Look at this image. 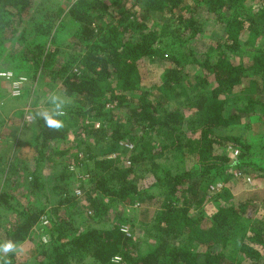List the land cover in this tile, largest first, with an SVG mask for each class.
<instances>
[{"label": "trees", "instance_id": "obj_1", "mask_svg": "<svg viewBox=\"0 0 264 264\" xmlns=\"http://www.w3.org/2000/svg\"><path fill=\"white\" fill-rule=\"evenodd\" d=\"M36 1L0 0V33L8 34L0 35V52L7 40H15L20 48L13 59L24 60L35 78L48 76L77 100L56 118L68 117L86 134L68 148L53 147L67 139L69 129H49L33 111L38 156L26 187L36 195L43 191L42 171L51 161L59 205L79 207L77 187L91 209L88 215L78 211L86 220L77 227L67 217L71 214L54 215L59 207H23L8 240L18 245L30 234H46L37 264H264V228L249 225V201L221 203L213 193L217 209L210 216L201 210L219 181L264 171L263 148L258 157L244 137L219 134L258 112L264 130V0H71L55 32L57 23L47 29L40 19L28 29L24 18L39 9ZM63 13L62 7L57 19ZM17 19L22 22L18 37ZM210 24L221 28V36L196 50ZM146 60L166 63L162 87L170 92L182 87L184 70L192 68L185 106L191 117L180 105L166 109L144 87L139 69ZM245 81V94L238 93ZM33 99L37 106L40 96ZM227 148L238 156L232 159ZM113 154L116 158L109 157ZM123 155L127 166L121 164ZM188 156L192 162L186 165ZM69 157L74 167L66 162ZM147 174L151 180L141 186ZM137 204L146 213L149 205L157 206L153 225H147L149 240L136 241L122 231L123 225L137 223L124 210ZM0 207L15 210L4 189ZM10 257L16 264L14 254Z\"/></svg>", "mask_w": 264, "mask_h": 264}, {"label": "rangeland", "instance_id": "obj_2", "mask_svg": "<svg viewBox=\"0 0 264 264\" xmlns=\"http://www.w3.org/2000/svg\"><path fill=\"white\" fill-rule=\"evenodd\" d=\"M36 2L37 5H39V9L31 15L35 20L31 19V16L24 18V21H27L28 29L32 30L33 24L40 19L45 21L47 29L55 26L57 23L53 28V32H55V30L60 27L58 23L62 21L67 13L71 0H37ZM62 7L64 9L63 16L57 19L56 13ZM135 10L141 11L138 6L135 7ZM66 22H68V20H66ZM21 27L22 22L17 19L13 26V31L16 32L17 37L22 31ZM68 31H71V29H68ZM37 32L38 31H36V33ZM221 34L222 30L219 26L210 24L206 32V38L197 45L196 50H202L204 45L207 46L210 42L217 40ZM0 35H2V37H7L8 34L0 33ZM67 39H70V37L66 38V40ZM15 44V40H7L2 52H0V107H2L0 108V165L2 166V173L0 174V191L4 189L8 192L9 202L15 208L14 211L8 212L4 210L3 207H0V244L9 241L8 232L20 221V216L16 211L23 207H37L38 205L44 206L47 209L59 207L57 211L59 213L57 214V212H55L54 215L66 218L67 215L71 214V216L67 217H69L71 221H74L77 227L86 220L84 214L82 212L78 213V211H84V213L88 215V211L91 209L90 202L84 196L85 191L77 187L74 189L78 197L79 207L69 209L66 204L59 205V199L54 195V186H56L57 183L54 176L56 167L51 161L46 162L42 171L46 179V181L44 180L43 191L36 195L32 193L31 188L27 189L28 187H26L31 181L29 172L35 166L34 159L38 156L35 141V131L37 128L35 127L34 116L32 115L33 111H59L61 109L56 108L57 103L61 104L62 107L66 105L70 106L75 103L76 99L72 96H68L64 92L61 84H54L48 76L41 77L40 74H38V77L35 78L32 66L30 64L26 66L24 60L19 58L13 59V55H15L20 48H16ZM14 66H16L15 70L12 68ZM22 68L28 70V73L22 70ZM165 69V62L144 61L139 69L144 87L159 97L164 103V106L166 105V109L173 110L180 105L185 116L187 118L191 117L192 111L185 108L190 100L188 99L189 95L186 90L188 87L187 79L193 77L195 72L188 66L184 70L185 81H183L182 87L170 92L164 90L162 87V77ZM7 72H12L14 79L18 77H26L28 79L27 82L22 85L21 95L19 97L13 96L12 80H8L6 77L2 76L3 73ZM39 77L41 78L39 79ZM247 86L248 83L245 81L236 91L245 94ZM36 95L40 96V102L37 106H33V97ZM53 96H57L59 99L53 102L51 99ZM2 104L4 105L2 106ZM48 105L54 109L48 108ZM260 116V112L250 119L243 116V118L237 121L236 125L231 129H220L219 134H236L244 137L248 142L253 143L254 154L258 157H263L260 150H262V148L264 149V143L262 144V141L264 142V130L262 128L263 123ZM63 123L64 126L69 129L67 139L63 142L55 143L52 146L65 149L68 148L72 142L77 140L78 135L84 138L86 132L81 128L75 130L72 122H68V117H66V120H63ZM246 124H251L252 128H246ZM128 146L132 147L131 145ZM227 151L232 159H235L239 154L237 150L234 151L231 148H227ZM235 152L238 154L236 155ZM49 153H51V150H49L48 154ZM123 156L121 164L123 166L129 165L127 164V158L125 155ZM109 157L116 158L114 154ZM66 162L72 164V167H74L72 157L67 158ZM191 162L192 160L188 156L186 165L191 164ZM149 179L151 180V175L147 174L140 179V185L143 186L144 183H148ZM210 193V197L208 194L207 200L201 207L205 215L210 216L212 212L217 209L219 202L215 200L216 197L211 198L213 193H217L216 196H221V203H224L228 199L236 202L249 201L250 206L248 214L253 217L249 225L252 228H264V171L255 170L250 172L249 175L246 174L241 177L235 174L228 183L219 181L217 185L212 187ZM149 207L150 213H146L145 210L147 208L139 206L138 204L133 208L124 209L132 215L133 219H137V223L133 227L131 225L122 226V228L127 229L128 235L133 236L136 241H138L139 238L147 240L151 238V230L147 225H150V223L153 225L152 217L157 206L149 205ZM111 219H114V217H111ZM43 223L45 225L49 224L47 219H44ZM105 228L109 230L112 228V225L108 224ZM39 234L38 236L30 234L23 242L17 245L18 250L14 254L16 264H37L41 246L47 243V235L40 232ZM117 259L118 258H115L114 260ZM0 260L2 259L0 258Z\"/></svg>", "mask_w": 264, "mask_h": 264}, {"label": "clouds", "instance_id": "obj_3", "mask_svg": "<svg viewBox=\"0 0 264 264\" xmlns=\"http://www.w3.org/2000/svg\"><path fill=\"white\" fill-rule=\"evenodd\" d=\"M51 99L53 102H56L59 99V97L53 96ZM56 108L62 109V105L57 103ZM36 115L41 116L44 119L45 124L49 129L58 131L64 126L63 121L56 118L57 115H63L62 110L55 114L49 113L47 110H45L43 112L36 113ZM17 250H18L17 244L11 240L0 244V258L3 259V264H12L10 254H15Z\"/></svg>", "mask_w": 264, "mask_h": 264}, {"label": "built area", "instance_id": "obj_4", "mask_svg": "<svg viewBox=\"0 0 264 264\" xmlns=\"http://www.w3.org/2000/svg\"><path fill=\"white\" fill-rule=\"evenodd\" d=\"M2 76L6 77L8 80H12L13 96L19 97L21 95L22 85L25 84V82H27L28 79L26 77H18L17 79H14V75L12 72L3 73ZM95 126L96 128H99L100 124L97 123ZM235 154L237 155L238 153L235 152ZM127 164H129V162ZM237 176L241 177L243 176V174L239 172ZM122 231L128 235V231L126 228H123Z\"/></svg>", "mask_w": 264, "mask_h": 264}]
</instances>
